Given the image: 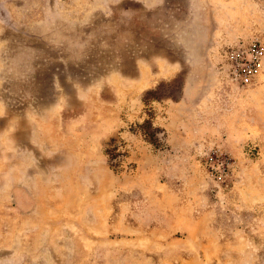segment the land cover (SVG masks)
I'll list each match as a JSON object with an SVG mask.
<instances>
[{
    "label": "rangeland",
    "instance_id": "1",
    "mask_svg": "<svg viewBox=\"0 0 264 264\" xmlns=\"http://www.w3.org/2000/svg\"><path fill=\"white\" fill-rule=\"evenodd\" d=\"M0 264H264V0H0Z\"/></svg>",
    "mask_w": 264,
    "mask_h": 264
},
{
    "label": "trees",
    "instance_id": "2",
    "mask_svg": "<svg viewBox=\"0 0 264 264\" xmlns=\"http://www.w3.org/2000/svg\"><path fill=\"white\" fill-rule=\"evenodd\" d=\"M159 101L157 96V91H148L144 96V104H145V115L147 119H145L141 124H136L133 133H138L141 135L143 140L153 146L155 149H163L165 147L166 140V132L164 129L160 127H156L154 125V120L156 118V113L151 107L152 102ZM160 135H163L162 137ZM112 147L105 151V154L109 157V161L113 163L116 161L121 155V151L119 149V145L116 144L115 139H111ZM126 153H124L125 155Z\"/></svg>",
    "mask_w": 264,
    "mask_h": 264
},
{
    "label": "crops",
    "instance_id": "3",
    "mask_svg": "<svg viewBox=\"0 0 264 264\" xmlns=\"http://www.w3.org/2000/svg\"><path fill=\"white\" fill-rule=\"evenodd\" d=\"M46 136H47V143H48V145H51L53 147L56 143H58V142H56L54 140L55 137L53 135L46 134ZM53 148H56V147H53Z\"/></svg>",
    "mask_w": 264,
    "mask_h": 264
}]
</instances>
